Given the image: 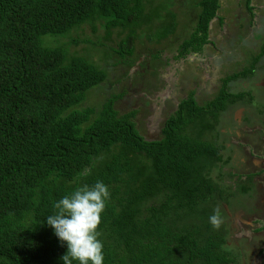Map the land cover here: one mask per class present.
Listing matches in <instances>:
<instances>
[{"label": "trees", "instance_id": "trees-1", "mask_svg": "<svg viewBox=\"0 0 264 264\" xmlns=\"http://www.w3.org/2000/svg\"><path fill=\"white\" fill-rule=\"evenodd\" d=\"M251 2L245 0L250 12ZM152 4L0 0V264H63L66 244L45 218L55 201L97 180L111 194L98 226L103 264H242L247 240L233 241L234 227L260 223L252 232L264 230V209L251 200L263 170L226 169L230 140H221L220 131L233 107L264 115L251 88L235 87L264 72V42L249 65L220 79L206 102L189 91L159 138L142 134L138 110L116 108L123 92L99 109L79 108L108 73L61 38L98 46L118 39L116 52L132 57L141 35L159 43L178 27L165 2L161 14ZM198 6L194 28L178 45L181 57L209 44L221 0ZM84 25L91 26L89 36L71 35ZM214 209L222 218L219 228L209 223Z\"/></svg>", "mask_w": 264, "mask_h": 264}, {"label": "rangeland", "instance_id": "rangeland-1", "mask_svg": "<svg viewBox=\"0 0 264 264\" xmlns=\"http://www.w3.org/2000/svg\"><path fill=\"white\" fill-rule=\"evenodd\" d=\"M175 1L177 2L173 4L170 0H152V6L158 7L156 10L160 14L164 12V2L165 8L168 5L169 9L176 12L178 27L175 32L159 43H150L141 35L132 57L125 58L116 52L118 39L112 45L104 40V45L98 46L83 41L73 44L68 38H61L69 43L67 45L71 50L86 55L108 73L105 81L87 93L86 100L79 108L89 105L99 109L108 96L123 92V96L115 103L116 108L120 112L138 110L135 119L142 134L147 139L159 138L166 118L189 91L195 92L199 102H206L219 89L223 76L249 65L252 58L262 50L264 0H252V12L247 9L245 0H221L217 17L210 24L209 44L201 53L179 56L178 45L194 28L200 0ZM90 27L84 25L71 35L86 38L90 35ZM99 31L102 35L101 29ZM100 35L97 34L98 37ZM50 41L56 43L54 39ZM260 63L264 64V56ZM239 81L236 89L251 88L256 104L259 102L264 105V72L259 71L250 80ZM226 114L229 123L220 130L223 132L221 140H230L227 152H231V159L226 169H230L232 173L248 172L253 165L256 167L255 172L263 170L256 177V194L251 199L263 210L264 115H259L255 108L247 113L242 106L233 107ZM244 118H247L246 126ZM247 222L250 224V221ZM250 225L245 229V226L239 224V231L233 230L231 237L240 244L247 240L242 264H264V253L260 254L264 248L261 246L264 230L252 232L260 223ZM252 237L256 238L250 241Z\"/></svg>", "mask_w": 264, "mask_h": 264}, {"label": "clouds", "instance_id": "clouds-1", "mask_svg": "<svg viewBox=\"0 0 264 264\" xmlns=\"http://www.w3.org/2000/svg\"><path fill=\"white\" fill-rule=\"evenodd\" d=\"M110 195L108 185L97 180L75 188L53 203V213L45 222L66 244V252L60 257L63 264H103L104 245L98 226ZM208 219L213 228H219V209H214Z\"/></svg>", "mask_w": 264, "mask_h": 264}, {"label": "flooded vegetation", "instance_id": "flooded-vegetation-1", "mask_svg": "<svg viewBox=\"0 0 264 264\" xmlns=\"http://www.w3.org/2000/svg\"><path fill=\"white\" fill-rule=\"evenodd\" d=\"M257 74H258V73H257ZM255 77H256V76H255ZM255 77H254V78H255ZM255 168H256V167L252 165V167H251V171H252V170L254 171ZM257 227H258V226L254 227V228H257ZM234 230L239 231V227H234Z\"/></svg>", "mask_w": 264, "mask_h": 264}]
</instances>
